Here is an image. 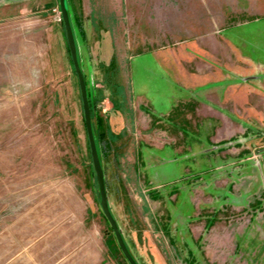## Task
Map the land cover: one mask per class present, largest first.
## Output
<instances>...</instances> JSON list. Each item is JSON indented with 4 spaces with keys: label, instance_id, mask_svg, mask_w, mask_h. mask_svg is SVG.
Returning <instances> with one entry per match:
<instances>
[{
    "label": "rangeland",
    "instance_id": "374dc122",
    "mask_svg": "<svg viewBox=\"0 0 264 264\" xmlns=\"http://www.w3.org/2000/svg\"><path fill=\"white\" fill-rule=\"evenodd\" d=\"M118 2L67 5L131 249L141 264H264V10L136 41ZM1 7L0 264H131L100 203L60 1Z\"/></svg>",
    "mask_w": 264,
    "mask_h": 264
},
{
    "label": "crops",
    "instance_id": "0c3cea01",
    "mask_svg": "<svg viewBox=\"0 0 264 264\" xmlns=\"http://www.w3.org/2000/svg\"><path fill=\"white\" fill-rule=\"evenodd\" d=\"M224 7H227L231 13L240 10L263 11L264 0H119L117 4L111 6L112 9L116 8V11L118 10L119 14H121L124 31L129 33L137 32L136 41L141 38L139 33L142 30L148 32L149 36L146 37V41H148L154 40L152 34L156 33V29L157 31L168 29L178 37L181 35V32L188 33L191 29H202L204 16L207 12L211 11L217 18H221L222 20L230 15L231 13L223 11ZM0 9H5V7H1ZM71 12L77 32L74 13L73 11ZM187 18L190 27L186 25ZM144 22L147 23L146 28H142ZM128 41L134 43L132 39ZM79 44L83 59L80 40ZM209 44L211 47H215L216 50H219L220 46L223 47L218 42H214V40ZM254 105L264 110V97H259L256 101L254 100ZM239 130L240 128L232 126L223 131L221 136L231 135L234 131Z\"/></svg>",
    "mask_w": 264,
    "mask_h": 264
},
{
    "label": "water",
    "instance_id": "95a60500",
    "mask_svg": "<svg viewBox=\"0 0 264 264\" xmlns=\"http://www.w3.org/2000/svg\"><path fill=\"white\" fill-rule=\"evenodd\" d=\"M61 6V13L62 18L64 20L67 40L69 43V47L71 50L72 58L74 61L75 69L78 74L79 82H80V89L82 93V101H83V110L84 116L86 121L87 132L90 141L91 153H92V160L94 164V168L96 171L97 181H98V191H99V198L102 208L104 210L105 215L107 216L110 224L113 227V230L116 234L118 242L126 255L127 259L131 264H141L138 258L136 257L135 253L131 249L125 234L123 232V228L119 224V221L112 209L109 192L107 187V179H106V172L103 163V155L100 148V143L95 131L94 126V119L91 109V103L88 94L87 88V81L85 76V71L82 62V54L79 44V39L77 36L76 28L74 25V20L72 16V12L70 7L67 5V0H59Z\"/></svg>",
    "mask_w": 264,
    "mask_h": 264
},
{
    "label": "trees",
    "instance_id": "16d2710c",
    "mask_svg": "<svg viewBox=\"0 0 264 264\" xmlns=\"http://www.w3.org/2000/svg\"><path fill=\"white\" fill-rule=\"evenodd\" d=\"M62 22L64 23V20H63V18H62ZM65 25V24H64ZM66 29V28H65ZM67 35V34H66ZM68 50H69V52L71 53V50H70V47H69V43H68ZM71 56H72V54H71ZM73 59V58H72ZM74 62V61H73ZM92 109V108H91ZM92 114L94 115V113H93V110H92ZM84 121H85V116H84ZM85 124H86V121H85ZM94 126H95V131H96V134H97V137H98V140H99V143H100V148H101V151H102V154H103V150H102V140H103V137H102V134H101V132L99 131V129L97 128V126L95 125V122H94ZM87 128V127H86ZM89 143H90V141H89ZM91 148V147H90ZM98 182V181H97ZM99 192V191H98ZM100 199V198H99ZM113 228V227H112ZM116 235V234H115ZM118 240V239H117ZM119 243V242H118ZM119 248L122 250V248H121V246H120V244H119ZM123 251V250H122ZM123 254H124V252H123ZM125 255V254H124ZM126 256V255H125Z\"/></svg>",
    "mask_w": 264,
    "mask_h": 264
},
{
    "label": "built area",
    "instance_id": "2783aa9c",
    "mask_svg": "<svg viewBox=\"0 0 264 264\" xmlns=\"http://www.w3.org/2000/svg\"><path fill=\"white\" fill-rule=\"evenodd\" d=\"M62 18L61 14H59V19Z\"/></svg>",
    "mask_w": 264,
    "mask_h": 264
}]
</instances>
